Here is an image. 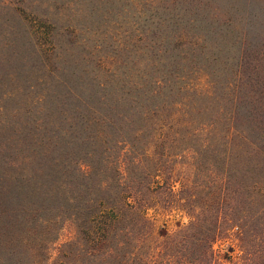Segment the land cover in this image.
Instances as JSON below:
<instances>
[{"label": "rangeland", "instance_id": "1", "mask_svg": "<svg viewBox=\"0 0 264 264\" xmlns=\"http://www.w3.org/2000/svg\"><path fill=\"white\" fill-rule=\"evenodd\" d=\"M0 264H264V0H0Z\"/></svg>", "mask_w": 264, "mask_h": 264}]
</instances>
